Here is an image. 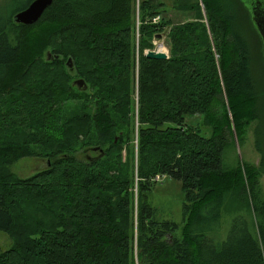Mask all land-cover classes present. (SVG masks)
Segmentation results:
<instances>
[{"label":"trees","instance_id":"16d2710c","mask_svg":"<svg viewBox=\"0 0 264 264\" xmlns=\"http://www.w3.org/2000/svg\"><path fill=\"white\" fill-rule=\"evenodd\" d=\"M30 1L0 26V264H264L251 0H52L35 23L14 22ZM162 37L168 58H147ZM231 123L254 124L259 166L224 162ZM26 156L45 166L20 178L7 166ZM156 175L181 183V228L148 202Z\"/></svg>","mask_w":264,"mask_h":264},{"label":"rangeland","instance_id":"374dc122","mask_svg":"<svg viewBox=\"0 0 264 264\" xmlns=\"http://www.w3.org/2000/svg\"><path fill=\"white\" fill-rule=\"evenodd\" d=\"M198 1L202 4L201 0ZM167 2L168 4H170L169 1ZM23 4L24 0H0V26L7 19V17L11 16L10 14L14 10L21 7ZM201 6L202 8H204L203 4ZM170 12L171 13L169 14L174 20H182L184 18L192 17L191 12L187 13V15H184L183 13H175L174 11ZM154 44L156 45V48H160L164 51L166 50V47H164L163 37L155 40ZM166 52L168 54V51ZM68 59H70V57H68ZM70 61L71 59L69 60V63H71ZM185 121L188 124L199 125V128L201 129L203 134H205L206 136L210 135V128L206 125L201 124V114L187 115L185 117ZM252 125H249L248 127L246 126L243 130L244 132L240 133V129H237L236 131L233 123H231V135L228 136V142L225 145L223 153V159L226 164L234 165L236 162H239L241 166L244 164H249L254 167L259 166L260 153L255 149L254 146V126ZM90 154L92 155V153ZM44 166V160H41L36 156H26L8 165L7 168L14 175L20 178H24L34 174L36 171H39V168H44ZM258 182L260 196L264 197V174L259 175ZM148 202L152 207L155 208L157 217L159 219L172 221L178 224L179 228H181L184 223V197L180 181L169 176H164L152 187L151 191L148 194ZM231 216L232 214L230 212L226 211L222 213V217L219 222V229L214 233H210V235L214 239L221 241L225 238L230 225ZM2 234L4 233L0 231V249H6L10 245L11 238L8 235Z\"/></svg>","mask_w":264,"mask_h":264},{"label":"water","instance_id":"95a60500","mask_svg":"<svg viewBox=\"0 0 264 264\" xmlns=\"http://www.w3.org/2000/svg\"><path fill=\"white\" fill-rule=\"evenodd\" d=\"M51 2L52 0H32L25 8L17 11L13 15V21L16 23L27 25L33 24L40 18L44 10L51 4ZM250 3L251 20L260 33L264 45V0H251ZM144 55L147 58L153 59H166L168 57L166 51L160 49L146 50L144 52ZM46 58L47 60L50 59V53L48 51ZM69 60L70 59H67L66 64L71 67V63H69ZM74 84L78 87L86 89V85L84 83V80L82 79L74 80Z\"/></svg>","mask_w":264,"mask_h":264},{"label":"built area","instance_id":"2783aa9c","mask_svg":"<svg viewBox=\"0 0 264 264\" xmlns=\"http://www.w3.org/2000/svg\"><path fill=\"white\" fill-rule=\"evenodd\" d=\"M157 20H158V16H156V17H154V18L152 19L153 22H156ZM154 43H155V40H154ZM154 45H155V44H154ZM162 178H163V175H156L155 178H154V180H155V181H160Z\"/></svg>","mask_w":264,"mask_h":264},{"label":"bare ground","instance_id":"6f19581e","mask_svg":"<svg viewBox=\"0 0 264 264\" xmlns=\"http://www.w3.org/2000/svg\"><path fill=\"white\" fill-rule=\"evenodd\" d=\"M167 53V52H166ZM167 56H168V54H167ZM168 58V57H167Z\"/></svg>","mask_w":264,"mask_h":264}]
</instances>
